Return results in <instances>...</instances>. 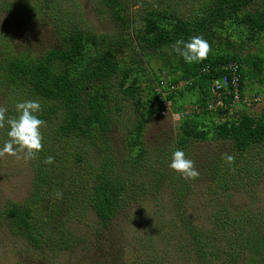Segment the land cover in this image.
<instances>
[{
	"label": "trees",
	"instance_id": "trees-1",
	"mask_svg": "<svg viewBox=\"0 0 264 264\" xmlns=\"http://www.w3.org/2000/svg\"><path fill=\"white\" fill-rule=\"evenodd\" d=\"M53 1L22 6L25 18L46 12L53 20L57 42H46L40 53L13 45L0 28V106L16 116L17 102L38 100L45 121L44 147L30 160L26 196L0 206V242L24 241L35 264H55L52 257L64 250L77 255L66 264H106L114 261L118 244L121 249L127 242L134 248L123 264H159V258L168 264L162 242L171 246L169 251L174 244L192 248L191 259L198 264H264V206L256 212L229 206L236 186L250 187L263 173L264 0H198L181 8L176 1L96 0L114 24L111 32L91 29L72 6L53 15L55 1L61 0ZM137 2L142 11L134 13ZM10 6L0 0V12H10ZM196 35L212 51L206 60L189 64L173 45ZM227 63L237 66V100L229 90L220 98L210 90L211 79L229 74ZM247 84L258 85L252 99L244 98ZM115 92L138 112L129 124L121 120L120 154L110 135L122 109L110 104ZM166 99L169 112L179 116V133L170 147L154 154L144 134ZM218 99L223 106H215ZM234 104L241 107L234 109ZM7 132L6 124L0 129L1 146L9 139ZM204 141L230 143L225 152L235 162L226 163L222 153L207 156L203 175L211 181L210 199L189 210L191 181H201L202 175L185 179L163 164L177 149L195 160L193 144ZM67 153L64 166L60 155ZM48 156L54 163L44 162ZM73 169L85 172L86 186H78ZM167 176L172 185L160 196L157 190ZM87 212L95 218L90 237L87 229L69 228L73 218L85 219ZM61 215L65 219L56 220ZM105 234L117 236L113 246Z\"/></svg>",
	"mask_w": 264,
	"mask_h": 264
},
{
	"label": "rangeland",
	"instance_id": "rangeland-1",
	"mask_svg": "<svg viewBox=\"0 0 264 264\" xmlns=\"http://www.w3.org/2000/svg\"><path fill=\"white\" fill-rule=\"evenodd\" d=\"M11 3L10 12H0V28H2L3 32H7L11 43L13 45L22 44L25 49H29L33 51V53H40L39 51H43L44 47H46V42H57V36L54 37L53 33L56 35V31L54 29V24L52 18L48 17L46 12H41L34 16H26L22 11V6L27 3H40L41 0H8ZM52 3L53 0H50ZM144 1V0H143ZM146 1V0H145ZM153 0H147V2H152ZM177 3L178 7H186V5L190 6L197 5L198 0H165L167 3ZM62 2V3H61ZM55 1L54 9L52 11L53 15H60L65 7L72 6L74 10L77 12H81L83 20L87 25L91 27V29L97 32H111L114 29V24L111 22L108 13L102 10V7L98 4L96 0H61ZM74 2V3H73ZM73 3V5H72ZM175 3V4H176ZM17 4V5H15ZM14 5V6H13ZM142 2H137L133 5V12L139 13L142 11ZM41 7V4L39 5ZM32 12V10H30ZM17 14V15H16ZM52 17V16H51ZM256 46H252V50H256ZM39 50V51H37ZM258 85L255 84H247V88L245 91L246 99H252V95L254 94L255 88ZM191 98V97H190ZM253 99L259 100L258 96L253 97ZM168 108L162 109L157 118L151 119L146 126L145 131V139L147 141V145L150 146V150L153 149V153L156 154L160 149H167L172 145L169 143L176 135L179 133V116L175 113L169 112L170 102L168 103V99H166ZM117 104L122 107L120 112H117V119H120L119 122H115V125L112 126L111 137L116 147V151L120 154L123 150V142H124V133L125 131V123L129 124L136 117L138 112L135 111V108L131 100L124 97L121 92H115L114 96H112L110 104ZM188 103L187 105H189ZM241 106L238 104H234L232 108L239 109ZM232 114H229L223 120H229ZM121 120H126L127 122H121ZM193 148L196 152L195 165L199 173L202 175L203 179L201 181H191L190 188L193 189V195L189 200V210L193 205H202V202H209L210 199V191L209 186L211 181L209 179L205 180V176L203 175V171L207 169V156L211 157L215 152L223 153L227 149H230V143L221 141H204V142H195L193 144ZM0 147H2L0 145ZM72 149V148H71ZM71 153H67L61 156L62 165L65 166L66 159ZM201 154V155H200ZM255 155V153H253ZM122 156V154L120 155ZM90 157V156H89ZM172 158V156H171ZM171 159L163 164L167 166L168 170H173L169 167ZM30 160L17 159L16 157L5 155L4 157H0V206L4 201L8 200H20L26 196L27 190L29 189V180H30ZM209 164V163H208ZM240 164V163H239ZM253 163V167H254ZM262 166V161L259 159V165ZM85 168V167H84ZM166 169V168H165ZM263 173L259 172V179L250 187H237V190H233L234 194L230 197L231 208L235 207H244L247 208L250 206L253 210L259 208V206H264V165L262 166ZM71 174L74 176V180L78 183V186L81 187L85 184V172H77L76 169H73ZM252 175V174H251ZM170 176L165 177L162 182V187L158 188V192L161 195L167 193L168 186L172 185V181L169 178ZM151 180V179H150ZM243 180V179H242ZM202 200V201H201ZM206 204V203H205ZM154 211V207L150 208ZM155 212V211H154ZM66 216L61 215L57 217L56 220H61V218L65 219ZM71 220L69 228L78 229L81 233L85 232L84 229H87L86 235L90 237V234H94V226L93 222H95V218L92 212H87L86 218L81 220ZM55 222H52V225ZM92 223V224H91ZM91 224V225H89ZM1 235V233H0ZM7 236V234L5 233ZM117 237L116 235H104L103 238L109 240L111 246H113V240ZM10 240L2 239L0 242V264H35L33 261V256L31 253L26 251L25 242L22 240H18L16 237L9 238ZM91 241V239L89 240ZM90 246L89 243H85ZM123 244V243H122ZM121 243L116 247V251H112L111 257L114 261H109L106 264H123L125 260L128 263V251H130L134 246L130 243H126L124 248H121ZM171 247V246H170ZM170 247L165 246V242H162L161 249L168 250V254L164 255L165 260L168 261V264H198L193 257L192 248L181 247L180 245H173L172 250L169 251ZM161 253V252H160ZM161 257V256H160ZM72 258L77 259V255H73L68 250H64L60 252L59 255L52 257V260L55 264H66L68 261L72 260ZM118 261V262H117ZM76 261H72V264H75ZM81 264H86L85 262ZM159 264L161 260L159 258ZM211 264V263H210ZM212 264H220L218 262H214Z\"/></svg>",
	"mask_w": 264,
	"mask_h": 264
},
{
	"label": "clouds",
	"instance_id": "clouds-1",
	"mask_svg": "<svg viewBox=\"0 0 264 264\" xmlns=\"http://www.w3.org/2000/svg\"><path fill=\"white\" fill-rule=\"evenodd\" d=\"M173 48L189 64L206 60L212 51L211 44L202 35L192 36L187 42L183 39L177 40ZM15 108L17 115L9 116L7 107L0 106V129L7 124L9 137L0 147V157L7 154L26 161L36 159L37 154L44 147L41 128L45 125V121L39 115L42 112V105L38 100L29 99L17 102ZM222 159L229 165L235 162V156L227 152L222 153ZM44 162L54 163V157L48 156ZM169 167L185 179L194 180L200 175L195 161L188 158L181 149L172 153ZM56 196L58 199L62 198V191L58 190Z\"/></svg>",
	"mask_w": 264,
	"mask_h": 264
},
{
	"label": "built area",
	"instance_id": "built-area-1",
	"mask_svg": "<svg viewBox=\"0 0 264 264\" xmlns=\"http://www.w3.org/2000/svg\"><path fill=\"white\" fill-rule=\"evenodd\" d=\"M223 65V64H222ZM226 70H229V74L228 75H224L222 77H217V78H213L211 79V83H210V90L212 92L213 95L217 96L218 98H220L221 94H223L224 92H226L227 90H229V92H231L234 95V100H237V95H238V85H239V77L237 74V66L234 63H227L223 65ZM179 85H183L182 83ZM179 85H173L171 86V89L179 87ZM169 103V101H168ZM235 103V102H233ZM167 102L165 101V105L164 108H168L166 105ZM223 102L221 99H218L216 101V105L215 106H223ZM163 108V110H164Z\"/></svg>",
	"mask_w": 264,
	"mask_h": 264
}]
</instances>
